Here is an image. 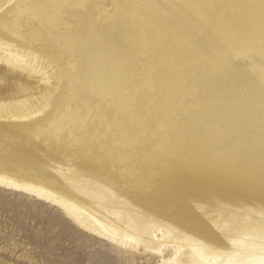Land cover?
Returning <instances> with one entry per match:
<instances>
[{"label": "bare ground", "instance_id": "obj_1", "mask_svg": "<svg viewBox=\"0 0 264 264\" xmlns=\"http://www.w3.org/2000/svg\"><path fill=\"white\" fill-rule=\"evenodd\" d=\"M194 5L210 9L196 33L185 19ZM232 7L263 34L254 35L257 25L252 31ZM178 28L197 42L200 55L182 76H208L192 99L184 79L155 82L153 63H145L147 53L164 46L166 32ZM24 51L59 62V75L55 84L43 77L47 91L38 96L19 83V97L0 100V184L52 200L117 242L160 254L163 247L175 249L159 264H264V116L253 117L255 130L246 129L250 106L263 105L264 115V0H114L112 10L97 12L75 0H0V57L28 70ZM141 68L143 76L134 81ZM148 73L155 76L152 97L144 91ZM135 90L144 91L136 103ZM80 99L85 117L76 107ZM194 101L199 108L191 107ZM94 105L102 108L105 140L84 135ZM156 105V119L149 120ZM134 106L145 108L135 112ZM201 106L221 111L226 121L200 122ZM117 110L122 118L113 116ZM130 120L147 124L125 129ZM182 142L188 148L177 157L170 146L179 155Z\"/></svg>", "mask_w": 264, "mask_h": 264}, {"label": "rangeland", "instance_id": "obj_2", "mask_svg": "<svg viewBox=\"0 0 264 264\" xmlns=\"http://www.w3.org/2000/svg\"><path fill=\"white\" fill-rule=\"evenodd\" d=\"M75 1H76V4L84 3V5L87 9L91 8V10H93L94 12L99 11L100 7H104V6L106 9H109V10H112L114 7V0H75ZM98 5H99V7H98ZM189 8L191 10L188 8H186V10L183 8V10H182V7H181L179 9L180 11L182 10V14L180 15V17L185 18L186 14H188L187 15L188 17L185 18L187 20L186 22L188 25L187 30H189L191 32L193 31V33L194 32L196 33L201 29V25L199 26L197 24V21H199V20L201 21L203 19V17L206 16L207 12L210 11V9H209V7H202L203 8L202 9L201 7H199L197 5H194V7L190 6ZM197 9H198V11H197ZM200 9H202V10H200ZM206 9H209V10L207 11ZM184 10L187 11L186 14H185V12H183ZM192 10L194 12H192ZM237 10H238L239 15L242 14L241 16L243 18L245 17L246 21L249 20L248 17L245 16L244 13H242V11L239 12V10H241L240 8L239 9L238 8L235 9L233 7L231 8V11H233V12H237ZM204 13H205V15H203ZM190 15H192V16H190ZM165 17H169L171 19L172 16L167 15ZM189 18H192V20H190V22H192V23H190V24H189ZM193 21L196 23V25ZM248 22H249V25H251V24L253 25V26H251L252 31L254 30L255 26L257 25L256 26L257 30L255 28V30H254L255 32L253 31L254 35H262L263 34L262 26L260 27V25H258L256 23H251L250 20ZM197 29H198V31H197ZM172 31L170 30L168 33L166 32L167 38L164 41V46L160 47V49H162V50L157 49V47H156L155 52L153 51L154 54L149 52V53H147L148 55H146V56H148V57H146V60H145V63L147 64V66H151V64L153 63V65L151 66V69L152 70L154 69L153 71L156 74V80L154 79L155 82L160 80L161 82L170 83V82H173V81L178 80V79H179V81L183 82L185 80V76H182V75H186L185 73L188 72V70L186 68H188V66H189V64H188L189 61H191L193 59H198V56H200L197 54L198 49H195L197 42H194L195 40H192V39H191L192 40V42H191V40L188 37L186 39L187 35H186L185 28H180V29L178 28L175 30V32L173 31L174 33ZM182 31H183V33H182ZM161 32L159 31L158 33H161ZM184 32H185L186 36L184 35ZM176 34H178V35H176ZM169 37H170V39H169ZM173 41H175V42H173ZM178 41H179V43H177ZM181 41H183V42H181ZM184 41L186 43L190 44L189 47L186 44H185V47L182 46V45H184ZM167 42H168V44H167ZM170 43H171V45H170ZM192 43H193V46H192ZM165 44L167 46H165ZM175 44H177V45H175ZM194 44H196V45H194ZM207 44L208 43H204L203 46L205 47L206 50L210 51L211 46H209L210 44H208V48H207ZM179 46L182 48H180ZM185 49H186V51L184 52ZM193 49H194V52H193ZM158 51H161V52H159L160 54L158 53ZM162 51L166 54H164ZM170 53H171V55H170ZM176 53H178V54L176 55ZM150 54H152V55H150ZM165 55H166V57H165ZM174 55L177 57L174 58ZM179 55L180 56L182 55V56L180 57ZM195 56H196V58H194ZM21 58L24 59L27 62V64H29V65L32 64V67L28 68V70H23L21 68H14L9 63L7 58L0 57V100L19 97L18 93H17V85L19 83H26L29 87V90L31 91V94L35 95V96H38L39 93L42 94L43 92L47 91V87H46L47 84L43 81V79H42L43 77L47 78L49 76L50 77L52 76L53 77L51 79L52 83H54V84L56 83V77L59 75L58 68H57V65H59V62H57V65H56L55 63L51 62L52 59H48L46 56L43 57L41 55H31V54L27 55L26 51L22 52ZM156 58H157V60H156ZM158 60H159V62H158ZM175 62H178V63H175ZM156 63L159 64L161 67L159 65H157ZM161 63L164 64L163 65L164 68L166 66L165 69L167 70L166 71L167 74L165 73V69H163V66ZM241 64L242 65L245 64V61H242ZM154 65H156V66H154ZM174 65H176L175 66L176 68L174 67ZM177 65H179V66H177ZM183 66H185V67H183ZM177 67H179V69ZM159 68H161V69H159ZM183 68H185L186 70ZM175 69H176V71H179L181 69V72H176ZM141 70H142V68H141ZM141 70L139 69L137 71V73L135 74L136 75L135 77L133 74L132 78L133 79L135 78L134 81H139L141 76H143L145 69H143L144 72H143V70L142 71ZM162 70H164V71H162ZM153 71H152V74H154ZM173 72L174 73L176 72V75ZM183 72H184V74H183ZM172 73H173V75H175V79H174V76L172 75ZM178 73H180V74H178ZM195 73L197 75H195ZM152 74L150 75L148 73L147 80H149L148 82H150V83L148 84L149 85L148 88L146 90L144 89V91L147 92V94H150L149 95L150 97H152L154 94L153 92H155V90H154L155 87L153 86V85H155V83L152 81L153 78H155V76ZM178 75L182 79L179 78ZM194 76L196 78H194ZM163 77H165L166 79H168L169 77H171V78L166 80ZM192 78L184 81V82H187L185 84H187L186 88L188 89V91H186L187 92L186 95L188 94L186 97L191 98V99H192V94L194 97V93L196 90L195 89L196 84L198 82H200V85L202 86V84L205 83V80H208V76L207 75L204 76V74L194 72ZM160 81H158V82H160ZM151 82H152V85H151ZM210 84H211V82L209 81L208 85H210ZM227 84L228 83H226L224 85L227 86ZM150 86H151V88H150ZM190 86L192 88H190ZM228 86H230V85L228 84ZM148 89H150V91L152 93L149 92ZM138 91L135 90V94L136 95L140 94V97H141V94H144V91L142 90L143 93H140L142 91H140V92H138ZM135 94L133 95L134 96V102L138 101L137 99H139V95L136 96ZM168 94H175L176 95L177 93L174 91H173V93L171 91H169ZM80 102L81 103H77L76 107L78 106V110H80V117H85L86 115H88L86 112V107L84 106V102L81 99H80ZM197 103H198V101H194V103L191 102V107H194L193 106V104H194L195 106L197 105L196 109L199 108V103L198 104ZM98 106H100V105H94L91 113L88 116L89 118L87 117L88 122H91V123H89L90 127L88 129H85L84 135L88 138H90V137L94 138L95 137L97 140L98 139L99 140H105V138H107L109 136L106 134L108 132V128L106 127V125H104V123H102V121H99L100 120V113L102 112V108H100ZM110 106H112L114 108L115 105L112 103ZM110 106L107 108L109 110L113 109ZM203 106H201V109L204 108L203 109L204 112H202L201 118L200 119L198 118L200 120V122H202V121L207 122V121H209L210 118H211L210 123L214 121V118L216 120H218V119L222 120L221 116H224V114L221 111L216 110V109H214V110L212 109L213 110L212 111L210 109L209 112H206V109ZM139 107L134 106L133 110L135 111V108L136 109L138 108L139 110L142 109V111H144V109H143V108H145L144 106H143V108H139ZM154 107H155V109L153 111H151V112L147 111V113L150 112L148 114L149 115L148 117H150V115H151L149 120L150 119L152 120L156 117V114L155 115L153 114L155 112V110H156V113L158 110H160L159 106L157 107V105H156ZM250 107H251L250 109H252V110H250V109H248V110H250V112H252V113L249 114V112H248L246 114V117L248 115L247 118L251 122V124L249 122V125H248L249 128H246V129L253 131L256 129L255 123H253L255 121V119L257 120V118L259 117L258 119L261 120L262 116H264L262 113L263 111L261 109L263 107V105H256V106L252 105ZM138 109L135 112H138L139 111ZM215 111H216V113H215ZM116 113H117V115L121 114V113H119V110H117L115 113H113V116H115ZM213 113H215L217 115L214 116ZM218 114L220 115V117L218 116ZM123 115H124V113L122 115L118 116V118L119 117L122 118ZM168 115L172 116L170 111L168 112ZM259 115H262V116H259ZM186 116L187 115L185 113L183 115H180V117L178 116L179 118L177 117V119L174 116L173 122L174 121L178 122L179 120H182ZM207 116H208V118H207ZM115 117H117V116H115ZM205 117L207 118V120ZM222 118H224L226 121L225 116ZM201 119H202V121H201ZM224 119H223V121H224ZM130 121H131V123L129 122L130 123L129 125L126 124L123 127L125 128L127 126V128H128V126H129V128L133 130V129H137L138 127L140 128L143 125L147 124L145 120L144 121L143 120L142 121L137 120L138 122L132 121V120H130ZM133 122H134V124H133ZM142 122H144V123L142 124ZM141 124H142V126H141ZM136 126H137V128H136ZM127 128H125V129H127ZM176 128H175V131H176ZM246 132H249V131L246 130ZM246 132H245V130H243L242 133H246ZM156 134H161V133L157 132ZM171 134L174 136L172 137ZM171 134H170V139H172L174 137L178 138V135H175L172 132H171ZM236 136L238 137L239 134L238 135L237 134L232 135V137L234 139L237 138ZM263 137H264V132H263ZM175 138H174V140H175ZM117 140H115V142L117 144L114 143L115 144V150L120 152L121 143H119L120 140H118V141ZM117 145L120 147H118ZM182 145H183V147H178V145L176 146L180 149L179 155H178V151H177V153H175L176 151H174V148H172L170 146V150L173 153V155H176L177 157L183 156L184 153H182V152L187 151L186 149L188 148V146L186 148V146L183 142H182ZM118 148H119V150H118ZM183 148H184V150H183ZM181 150H183V151H181ZM112 169H114V167H112ZM174 250L175 249H172L171 247H163L162 248V254H160V253L155 252V251L150 250V249H147V250L141 249V247L137 246L135 242H132L129 240H126V243L117 242V241L112 240L108 237L102 236L101 234H99L96 231H93V230L88 229L87 227L83 226L75 218H73L66 211V209L64 207H62L58 203H55L52 200H48L42 196L37 195L36 193H32V192L25 191L23 189L12 188L10 186L0 184V264H157V263L159 264V263H163L164 260H167L171 256H173L172 253Z\"/></svg>", "mask_w": 264, "mask_h": 264}]
</instances>
